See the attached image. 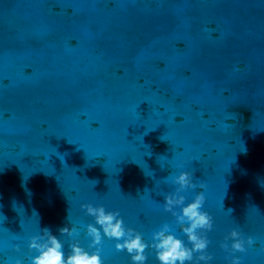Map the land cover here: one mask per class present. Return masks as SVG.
<instances>
[{
  "label": "water",
  "instance_id": "95a60500",
  "mask_svg": "<svg viewBox=\"0 0 264 264\" xmlns=\"http://www.w3.org/2000/svg\"><path fill=\"white\" fill-rule=\"evenodd\" d=\"M181 171L212 220L186 264H264V0H0V264L44 228L92 251L82 204L191 247L163 208ZM117 242L103 264H132Z\"/></svg>",
  "mask_w": 264,
  "mask_h": 264
},
{
  "label": "clouds",
  "instance_id": "9594fccd",
  "mask_svg": "<svg viewBox=\"0 0 264 264\" xmlns=\"http://www.w3.org/2000/svg\"><path fill=\"white\" fill-rule=\"evenodd\" d=\"M171 180L179 187L174 193L164 196L163 208L165 211L172 212L177 225L191 247L173 234L168 224L154 231L151 242L146 243L139 232L125 227L118 212L106 211L103 206L94 207L91 204H82L80 207L92 216L95 225L99 226L98 228L91 223L86 226V234L90 237L88 247L93 250L88 251L76 242L69 245L70 251L65 254L64 245L58 236L53 235L50 229L44 228L41 229L40 234L29 238L28 248L36 252V255L31 257V264H103L98 246L104 237L118 241L115 243V249L126 251L132 264H145L147 248L153 249L158 264L193 262L194 253H200L196 257L197 261L210 260L211 256L203 254L208 241L201 234V230H210L212 227L211 217L201 210L205 200L204 194L197 193L193 200L185 205V198L179 193L185 188H195L197 185L192 183L190 174L185 171L172 176ZM199 187L203 188L204 185L201 183ZM174 207L179 208L178 213L173 210ZM58 231L60 235L73 236L74 233L78 235L75 229L69 227H62ZM229 236L232 238L231 250L233 252H244L245 244L248 246L253 244L252 237L242 239L241 234L236 230L230 231ZM221 247L227 248L228 246L222 244ZM261 250L264 251V247ZM16 264H20V261L17 260ZM231 264H239V258L233 256Z\"/></svg>",
  "mask_w": 264,
  "mask_h": 264
}]
</instances>
